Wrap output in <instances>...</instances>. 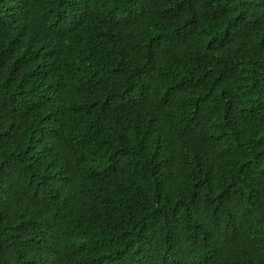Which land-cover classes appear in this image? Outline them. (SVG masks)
<instances>
[{"label":"trees","instance_id":"obj_1","mask_svg":"<svg viewBox=\"0 0 264 264\" xmlns=\"http://www.w3.org/2000/svg\"><path fill=\"white\" fill-rule=\"evenodd\" d=\"M0 264H264V0H0Z\"/></svg>","mask_w":264,"mask_h":264},{"label":"bare ground","instance_id":"obj_2","mask_svg":"<svg viewBox=\"0 0 264 264\" xmlns=\"http://www.w3.org/2000/svg\"><path fill=\"white\" fill-rule=\"evenodd\" d=\"M133 70V69H132ZM131 113V112H130ZM127 122V121H126ZM197 131V130H196ZM139 132V131H138ZM197 138V137H196ZM233 206V205H232ZM190 230V229H189ZM200 237V236H199ZM243 243V242H242Z\"/></svg>","mask_w":264,"mask_h":264}]
</instances>
